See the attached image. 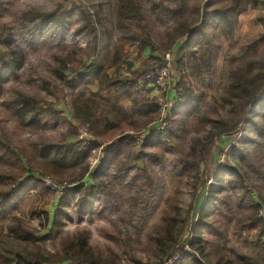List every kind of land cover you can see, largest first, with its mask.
I'll return each mask as SVG.
<instances>
[{
	"label": "rangeland",
	"instance_id": "1",
	"mask_svg": "<svg viewBox=\"0 0 264 264\" xmlns=\"http://www.w3.org/2000/svg\"><path fill=\"white\" fill-rule=\"evenodd\" d=\"M137 1L142 8L143 18L122 26L117 22L115 0H0V45L9 37L13 52L12 73L1 83L0 139L7 141L14 149L30 151L33 144L41 141L72 140L68 137L69 121L64 118L65 115L69 116V113H72L71 91L57 69L60 66L59 59L66 56L85 64L93 61L94 40L88 29L82 26L83 13L93 15L92 21L103 41L99 51L101 50L106 64L119 53L121 56L117 63L119 65L125 52L134 49L137 57L140 55L145 57L136 68L142 75L147 69L161 64L165 53H171L168 91L171 101L174 102L171 106V115L177 107L175 104L177 91L182 89L178 87L182 75L186 84L192 87L196 94L204 95L199 112L190 117L185 124L187 132L178 146L172 147L170 143L164 146L162 140H153L152 145L143 150L146 153L143 162L133 161L128 164V172L122 184L115 178L117 174L112 164L107 176L103 178L106 186V182H111L110 186L113 187L107 186L111 190L109 196L103 193L99 198L94 197L90 190L93 182L88 178L83 193L69 194L70 204L64 208L66 216H63L64 212L59 213L61 215L56 225L52 217L55 211L56 213L59 211L57 203L63 194L59 196L38 179L39 175L34 176L33 178L49 193L41 196L31 192L24 195L17 201L15 212L23 219L26 228L34 232L36 241L28 243L13 241L3 229L6 219H1L0 252L3 255L13 257L17 253L24 255L27 252L34 256L41 253L57 261L61 259L69 242L76 241L81 233H86V247L97 264L158 263L164 257L165 248L156 238L162 237L166 244L172 239L167 233H162V227L165 225L162 221L164 210L173 212L176 216L187 213L186 226L191 228L208 198V190L201 188V180L194 181L174 170V167L178 170L181 168L183 163L180 160L198 158L204 153L203 165L214 169L217 165L222 168L226 162L232 163L233 154L239 157L238 151L235 150L237 148L253 153L254 135L244 126L240 127V135L231 140L218 139L219 137L216 138L214 135L226 125L232 124L235 119L229 108L222 106L221 95L229 71L239 65L247 45L264 34V7L248 10L240 15L231 37L219 32L213 42L220 46V50L208 73L201 68L198 70L193 68L192 63L186 60L185 72L181 73L177 67V62L184 54L178 52L181 42L179 41L171 50H165L163 46L167 41L166 33L174 25L173 17L168 12V9L174 6V1ZM47 14L60 17L64 22V29L59 31L53 26L52 20L41 21V17H36ZM142 43H146V46L140 49ZM194 51L196 52L194 63L200 65L197 47ZM257 54L258 58H264V41L259 43ZM151 55L154 56L152 59ZM8 59L9 57L0 59V71L8 65ZM136 59L138 58L135 56L133 64L137 62ZM113 73L111 70L110 74ZM128 75L122 73V76ZM69 77L70 71H67L66 80H69ZM19 94L40 96L46 101V106H52L62 116L54 119L52 116L43 115L31 124L25 114L18 115L20 112L13 100ZM157 94L156 91L155 97L161 99V95ZM209 137L214 138L208 143ZM140 144L141 142L135 146V152L139 151ZM205 144L207 146L203 149ZM151 154H155L157 158L150 156ZM93 156L90 159V170L97 164L96 160L93 161ZM6 169L8 164L2 158L0 171ZM145 169L146 178L142 173ZM246 171L252 178L263 181L248 166ZM147 178L151 182L149 187ZM209 180L211 182L207 185L212 186L211 189L219 188L217 179L210 177ZM227 180V175H223V183ZM244 186L250 189V194L242 192L238 187L231 189L230 186L221 193L216 200L219 208L207 221L212 223L213 227L221 226L220 229L225 226L228 249L239 256L254 257L259 251L264 253V249L255 244V239L248 232L244 229L239 231L236 226L238 216L246 215L250 200L257 201V187L248 181ZM259 189L264 194V185L260 183ZM242 194L243 199L240 203L238 197ZM79 198L83 199L82 202ZM167 199L170 200L169 203H166ZM241 221L245 223V218L242 217ZM235 232H238L239 236H235ZM216 234L207 230L202 233L203 250L211 263L216 258L211 247ZM1 260L3 257H0V264H3Z\"/></svg>",
	"mask_w": 264,
	"mask_h": 264
},
{
	"label": "trees",
	"instance_id": "2",
	"mask_svg": "<svg viewBox=\"0 0 264 264\" xmlns=\"http://www.w3.org/2000/svg\"><path fill=\"white\" fill-rule=\"evenodd\" d=\"M173 1L174 6L169 8L168 12L173 17L174 25L166 33L167 41L163 46L165 50H171L179 41L181 42L178 52L184 54L177 62L181 73L185 72V60L192 63L193 68L197 70L201 68L208 73L220 50V46L213 42L219 32L231 37L240 15L248 10L264 7V0H218L217 3L216 0ZM115 3V14L119 25L123 26L130 21H139L143 18L142 8L137 0H115ZM81 16L84 19L82 26L87 28L89 34L93 36V61L85 64L73 60L71 56H66L59 59L60 66L57 69L71 91V115L76 125H69L68 137L73 138V141H41L33 144L30 151H23L12 148L7 141L0 139V159H5L8 164V169L0 171V220L6 219L3 229L16 242L36 241L34 232L26 228L23 219L15 212L17 201L24 195L31 192L41 196L49 193L40 182L33 178L34 176H49L55 182L66 186L63 195L58 199L57 209L59 211L58 213L55 211L52 217L56 225L61 215L59 213L64 212V208L70 204L69 196L74 193H83L86 179L90 178L93 182L90 190L94 197L99 198L103 193L109 196L111 194L109 188L113 187L110 186L111 182H106L107 186H110L108 188L103 178L107 176L112 164L117 174L115 178L122 184L128 172V164L133 161L143 162L146 154L143 150L152 145L153 140H162L164 146L168 143L172 144V147L178 146L179 141L187 132L185 124L190 117L199 112L201 103L204 101L203 93L196 94L195 90L186 84L182 75L178 83V87L182 89L177 91L175 103L177 107L168 118L169 126L160 133L148 131V141L146 143L143 141L139 145V151L135 152L134 148L138 145L135 134L146 132L147 127L158 119L160 106L156 98L142 99L134 103L130 112H126L117 107L116 99L110 100L109 92L111 91L121 90L128 93L129 89L140 90L137 86L140 73L135 72L133 76L127 78L122 76L120 72L122 60L117 65L121 58L119 53H116L112 61L106 64L101 50L99 51L103 41L92 21L93 15L83 13ZM36 17H41V21L52 20L53 26L59 31L64 29L63 20L55 14L36 15ZM8 38L0 45V59L9 57L8 65L0 71V97L2 95L1 83L7 80L13 69L11 65L13 52ZM263 41L264 34H261L255 42L247 45L239 65L229 71L227 83L221 95V103L223 107L229 108L230 112L235 115V119L232 124L226 125L214 135L216 138L219 137L218 139L231 140L240 135V127L244 126L249 133L254 135L253 153L237 148L235 150L240 156L233 154L232 163L226 162L222 168L218 165L214 169L206 168L203 165L204 153L198 158L181 159L180 162L183 164L179 170L174 167L178 173L194 181L201 180V188L208 190V198L203 209L197 214L196 223L191 228L186 226L187 213L176 216L173 212L164 210L162 221L165 225L162 227V233H167L172 239L166 244L162 237L156 238L157 242L165 248L164 257L160 262L178 253L179 258L173 264H264L262 251L254 257H247L239 256L228 249L225 226L220 229L221 226L213 227V224L207 221L219 208L216 203L217 198L229 186L232 187L231 189L238 187L242 192L250 194V189L244 186L248 181L258 189L256 191L257 201L250 200L248 213L238 216L236 226L237 230L244 229L248 232L255 239V244H259L264 249V216L259 214L260 211L264 213V194L259 189L260 183L264 185V58H258L257 54L259 43ZM145 46L146 43H142L140 49ZM196 47L201 61L200 65L194 63ZM132 64L127 65V70H130ZM110 68H115L116 72L111 77L107 74ZM150 70L147 69L145 73ZM67 71H70L69 80H66ZM95 83L98 89L97 92L92 93L89 91V86ZM104 91H108L105 96ZM13 102L20 112L18 115L25 114L31 124L43 115L52 116L54 119L62 116L52 106H46V101L38 95L19 94ZM82 130L86 131L85 139H79ZM213 138L209 137L208 143L212 142ZM206 146L207 144L202 148ZM99 149L102 153L100 165L97 169L91 168L90 170V159ZM257 155L258 158H256ZM150 156L157 158L155 154ZM247 166L263 181L252 178L246 171ZM142 173L146 178V169ZM223 175H227L228 180L225 183L222 181ZM201 177L205 179L202 180ZM210 177L218 180L219 188L211 189L212 186L207 185ZM148 179L149 187L151 182ZM238 199L241 203L243 194ZM82 200L79 198L80 202ZM169 202L170 200L167 199L166 203ZM62 214L66 216V212ZM242 217L245 218V223L241 221ZM205 230L217 233L211 245L216 256L213 263L208 261L207 253L203 250L202 233ZM234 234L239 236L238 232ZM86 239V233H81L76 241L69 242L64 248L61 259L57 261L41 253L34 256L27 252L24 255L17 253L10 257L0 252V257H3L1 262L3 264H58L57 262H62L60 264H97L86 247ZM184 246L188 247V251H182Z\"/></svg>",
	"mask_w": 264,
	"mask_h": 264
},
{
	"label": "built area",
	"instance_id": "3",
	"mask_svg": "<svg viewBox=\"0 0 264 264\" xmlns=\"http://www.w3.org/2000/svg\"><path fill=\"white\" fill-rule=\"evenodd\" d=\"M135 56H136V52L134 51V49H129L127 52H125L124 58L122 59V63L120 65L121 74L127 72V65L133 63L134 61L133 59ZM170 70H171V53L168 52L165 53L161 64L154 65L149 72L140 75L137 79V86L140 90H144L148 86H151L155 91L158 92V94L161 95V99H158V97L156 98L160 106L159 117L155 122L151 123L147 127V129L145 130L146 132L144 133H148V131L150 130L156 133H160L164 131V129L169 124L168 118L171 114V106L174 103L173 101H171L168 92L170 87V79H169ZM165 95L167 96L165 97ZM160 101L162 103H160ZM85 137H86V131L82 130L79 138L84 139ZM38 179L48 189L54 191L59 196H61L66 189L63 185L58 184L49 176H38ZM208 182L211 181L209 180ZM259 214L264 216L263 211H260ZM182 251L183 252L188 251V247L184 246ZM178 258H179L178 253H174L172 256L166 257L161 262L155 264H173V262H175Z\"/></svg>",
	"mask_w": 264,
	"mask_h": 264
},
{
	"label": "crops",
	"instance_id": "4",
	"mask_svg": "<svg viewBox=\"0 0 264 264\" xmlns=\"http://www.w3.org/2000/svg\"><path fill=\"white\" fill-rule=\"evenodd\" d=\"M152 56L153 55H151V57ZM136 58H138V59H136L137 62L132 65L130 70H127V72H124L126 75L129 74L128 76H126V78L127 77H131V76H133V74L135 72H138L137 69H136L138 64L140 63V61L145 60L144 55H140V57H137V54H136ZM111 70L114 71L113 74H110ZM107 74L111 77V76H114L116 74V72H115V70L113 68H110V69H108ZM89 89H90L89 91L92 92V93L97 92V89H98L97 83L89 86ZM107 94H108V91H104L103 95L105 96ZM109 94H111L110 97H109L110 100L114 101L116 99L118 101V103H117L118 106L117 107L120 108V109H123L126 112H130L132 110V108H133L134 103H138L142 99H155L156 98L155 97L156 96V91L151 86H148L144 90H138V89H136V90L133 89L132 90V89H129L128 93L119 90L117 92L111 91V92H109ZM63 116H64V114H63ZM65 116H64V118L68 119L69 125H73V126L76 125V122L72 118L71 113H69V116H66V117ZM108 119L112 120L110 117H108ZM135 135H136L135 139L138 141V143L139 142L142 143L143 141H145V143H146V140L148 139L147 133L146 134H138V135L136 133ZM71 139L72 140H70V141H73V138H71ZM101 158H102L101 149L96 150L94 152V156H93V161L96 160V163H97L96 165L95 164L93 165L95 169H97L99 167ZM87 180L88 179H86V181Z\"/></svg>",
	"mask_w": 264,
	"mask_h": 264
}]
</instances>
